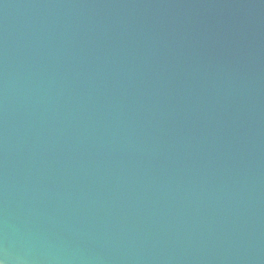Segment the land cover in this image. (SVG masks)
Masks as SVG:
<instances>
[{"label":"water","instance_id":"95a60500","mask_svg":"<svg viewBox=\"0 0 264 264\" xmlns=\"http://www.w3.org/2000/svg\"><path fill=\"white\" fill-rule=\"evenodd\" d=\"M6 264H264V0H0Z\"/></svg>","mask_w":264,"mask_h":264},{"label":"clouds","instance_id":"9594fccd","mask_svg":"<svg viewBox=\"0 0 264 264\" xmlns=\"http://www.w3.org/2000/svg\"><path fill=\"white\" fill-rule=\"evenodd\" d=\"M0 264H6V260H5V259H2V258H0Z\"/></svg>","mask_w":264,"mask_h":264}]
</instances>
